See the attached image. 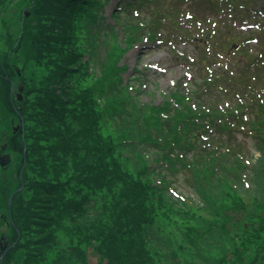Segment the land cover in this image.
Masks as SVG:
<instances>
[{
    "label": "trees",
    "instance_id": "obj_1",
    "mask_svg": "<svg viewBox=\"0 0 264 264\" xmlns=\"http://www.w3.org/2000/svg\"><path fill=\"white\" fill-rule=\"evenodd\" d=\"M110 2L0 0V264H264V0ZM144 40L195 46L161 104Z\"/></svg>",
    "mask_w": 264,
    "mask_h": 264
},
{
    "label": "rangeland",
    "instance_id": "obj_2",
    "mask_svg": "<svg viewBox=\"0 0 264 264\" xmlns=\"http://www.w3.org/2000/svg\"><path fill=\"white\" fill-rule=\"evenodd\" d=\"M117 1L118 0H111L109 5L105 8L104 15H106L107 19H105L104 23L102 22L103 24H115V20L111 14L116 7ZM117 29L120 30V27H117ZM105 30L106 27L105 29L102 28L100 34L98 35L99 39L97 41L99 45H101L102 41L105 39ZM157 47L155 45L148 44L147 41L144 40L143 44H139L136 48L129 51L125 55L123 62H126L129 68L128 72L125 73L126 78L133 75L135 69L140 70L141 72L140 74H136V76H140L142 78L140 82L144 93L141 95V99L146 102L161 104L164 101L165 93L172 92L173 89L176 88L175 86L179 83V81L183 83V81L190 80L188 77L191 73L195 72L194 66L192 67V65L183 63L186 58L181 61L182 58L179 57V55L182 56V54L185 53H188L190 57H193L194 54H192V51L195 46L181 44L180 47H177L178 55L172 52L168 47ZM189 56L187 57L189 58ZM183 85L185 86V82ZM243 136H239V139L242 141L245 139ZM155 156H157V153L154 152V154L150 156V160L154 159ZM258 156L259 153L256 152V157ZM188 172L190 173V169H187L186 171L184 169L181 171L179 170L176 174L170 172L168 173L170 175L168 177L172 179V185H170L169 191H167L168 194L175 195L176 197L180 196L185 199L193 198L195 200L199 198L193 192L194 183L192 182L193 179L191 174L189 176ZM90 263L99 264L98 256L96 254H91Z\"/></svg>",
    "mask_w": 264,
    "mask_h": 264
},
{
    "label": "water",
    "instance_id": "obj_3",
    "mask_svg": "<svg viewBox=\"0 0 264 264\" xmlns=\"http://www.w3.org/2000/svg\"><path fill=\"white\" fill-rule=\"evenodd\" d=\"M18 71H19V69H18ZM13 87H14V85H13ZM23 89H24V85H22L20 87V91L17 93L20 100L23 99V94L21 93ZM19 127H20L19 125L16 126L15 131H17V129H19ZM6 147H7V144H3L1 148L5 149ZM11 161H12V159H11V154L10 153H3V155L0 156V164L3 167L8 165V164H10ZM10 202H11V200H10ZM3 238H4V236H3ZM7 244H8V241H5L4 244L3 243L1 244L2 250H4L7 247Z\"/></svg>",
    "mask_w": 264,
    "mask_h": 264
}]
</instances>
